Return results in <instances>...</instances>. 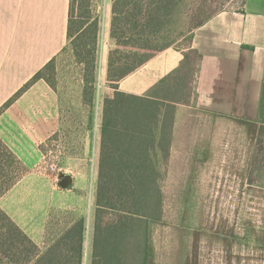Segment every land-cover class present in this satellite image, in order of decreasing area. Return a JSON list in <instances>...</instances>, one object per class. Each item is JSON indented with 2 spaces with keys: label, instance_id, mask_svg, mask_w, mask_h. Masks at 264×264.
I'll return each mask as SVG.
<instances>
[{
  "label": "crops",
  "instance_id": "obj_1",
  "mask_svg": "<svg viewBox=\"0 0 264 264\" xmlns=\"http://www.w3.org/2000/svg\"><path fill=\"white\" fill-rule=\"evenodd\" d=\"M70 2L0 0V137L26 167L38 158L45 141L57 132L66 133L61 90L39 78L4 106L66 49ZM98 15L93 119L98 127L96 139L100 146L104 100L114 92L108 80V57L114 44L111 37L113 0H106ZM189 50L200 60L194 64L187 82L191 94L175 103L168 156L158 161L162 187L201 188L211 181V173L216 171L218 163V131L211 130L215 117L264 122V0H247L245 8L219 11L193 30L189 47L172 45L164 49L121 79L118 89L147 95L161 80L181 73ZM78 82L80 102L84 105L82 74ZM152 154L161 155L158 149ZM167 161L169 172L164 168ZM72 179V185L62 187L71 188L75 181L73 176ZM20 180L0 199L2 202L5 198V204L0 205L30 235L21 221L28 218L25 217L28 215L26 206H23L28 191ZM187 192L184 191L183 198ZM32 202L35 204L34 200ZM94 226V219L90 218L88 228L94 229ZM92 235L89 241L85 235L84 258L86 262L91 258L90 263ZM45 236L42 230L40 241L35 240L44 249L55 238Z\"/></svg>",
  "mask_w": 264,
  "mask_h": 264
},
{
  "label": "rangeland",
  "instance_id": "obj_2",
  "mask_svg": "<svg viewBox=\"0 0 264 264\" xmlns=\"http://www.w3.org/2000/svg\"><path fill=\"white\" fill-rule=\"evenodd\" d=\"M81 1L75 0L77 8ZM105 1L88 0L91 12L98 15ZM246 2L177 0L169 33L160 45L189 47L194 25L208 13L217 9H242ZM188 53L181 73L167 82L168 93L181 100L191 94L187 77L200 60L193 50ZM52 69L51 83L61 90L66 133L60 131L51 136L41 145L38 158L25 166L20 181L28 191L23 198L28 218L21 221L33 240L40 241L42 230L50 239L77 217L84 216L89 241L94 234L93 227H88L90 218L95 224L102 143L99 146L96 139L98 127L93 108L80 102L78 78L83 72L71 47L54 60ZM211 130H217L219 136L216 171H212L211 181L201 188L162 187V218L149 225L146 264H264V122L219 115L211 122ZM169 166L167 161L166 172ZM59 172L74 177L71 188L58 183ZM0 204H5V198ZM139 247L135 245L132 254L134 264H141L144 256ZM90 260L86 262L84 258V264H91Z\"/></svg>",
  "mask_w": 264,
  "mask_h": 264
},
{
  "label": "trees",
  "instance_id": "obj_3",
  "mask_svg": "<svg viewBox=\"0 0 264 264\" xmlns=\"http://www.w3.org/2000/svg\"><path fill=\"white\" fill-rule=\"evenodd\" d=\"M176 4L177 0H113L111 37L115 46L109 51L108 80L114 92L104 100L91 264H134L135 245L143 249L140 262L146 264L149 225L162 218L158 161L168 156L175 103L181 99L168 93L170 78L161 80L147 95L120 91L118 82L172 46L160 44L169 33ZM221 10H212L194 29ZM99 29V15L91 12L88 0H82L78 8L71 0L66 48H72L76 63L82 66L84 103L91 108ZM54 60L4 107L36 79L44 78L54 86ZM156 149L160 156L152 154ZM25 172L21 158L0 137V199ZM85 233L86 219L80 216L44 249L0 205V264H84Z\"/></svg>",
  "mask_w": 264,
  "mask_h": 264
},
{
  "label": "water",
  "instance_id": "obj_4",
  "mask_svg": "<svg viewBox=\"0 0 264 264\" xmlns=\"http://www.w3.org/2000/svg\"><path fill=\"white\" fill-rule=\"evenodd\" d=\"M73 181L72 176L63 172L58 174V183L63 187H67Z\"/></svg>",
  "mask_w": 264,
  "mask_h": 264
},
{
  "label": "built area",
  "instance_id": "obj_5",
  "mask_svg": "<svg viewBox=\"0 0 264 264\" xmlns=\"http://www.w3.org/2000/svg\"><path fill=\"white\" fill-rule=\"evenodd\" d=\"M53 168H54V167H53V164H52V169H53ZM59 173H60V172H59ZM59 173H57V177H58V174H59Z\"/></svg>",
  "mask_w": 264,
  "mask_h": 264
}]
</instances>
